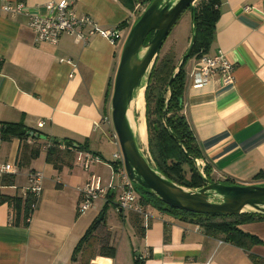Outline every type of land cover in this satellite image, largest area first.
<instances>
[{
	"label": "crops",
	"instance_id": "crops-1",
	"mask_svg": "<svg viewBox=\"0 0 264 264\" xmlns=\"http://www.w3.org/2000/svg\"><path fill=\"white\" fill-rule=\"evenodd\" d=\"M6 1H21L38 12L44 3L60 0ZM68 1L79 14L90 15L103 29H116L120 37L112 43L95 34L85 43L63 33L55 45L38 42L27 15L0 11V123L21 121L39 134V140L27 139L26 149L18 138L0 139V162L21 161L20 167L29 168L24 173L26 178L36 170L30 166L34 160L29 157L31 144L71 140L81 145L73 149L75 156L83 153L102 159L91 164L106 172L107 183L111 159L101 147L105 142L115 151L118 147L113 124L102 118L111 116L115 73L136 17L134 8L129 10L121 0ZM219 10L205 54L225 53L234 65V80L225 84L215 77L194 86L190 73L197 57L190 58L184 67L182 112L201 150L197 159L203 174L209 165L212 181L230 178L238 184L262 183L264 179L250 181L264 172V0H220ZM189 42L181 53L175 50L178 63ZM39 121L44 122L42 127ZM45 150L41 146L37 153L45 171L43 189L28 224H12V207L0 204V264H75L70 260L72 251L100 211L89 209L77 214L79 188L88 179L69 167L73 157L55 168L46 161ZM47 168H53L51 177L46 176ZM15 178L16 187L25 185L26 179L15 184ZM0 192L17 195L13 188H0ZM114 197L109 195L108 200L116 206ZM147 208L150 216L143 236L137 232L136 219L142 220L140 216L116 207L114 213L105 210L95 234L108 236L116 253L114 257L96 254L89 264H136V257H141V264L264 262V218L238 226L258 240L244 248L227 242L222 234H206L196 224L148 204Z\"/></svg>",
	"mask_w": 264,
	"mask_h": 264
},
{
	"label": "trees",
	"instance_id": "trees-1",
	"mask_svg": "<svg viewBox=\"0 0 264 264\" xmlns=\"http://www.w3.org/2000/svg\"><path fill=\"white\" fill-rule=\"evenodd\" d=\"M121 1L129 10H132L136 4L149 2L150 0ZM219 5L220 0H197L193 11L192 29L195 34V42L179 72L174 76L171 95L169 97L167 95L168 81L178 65L173 48L157 56L148 78L144 95L145 121L150 157L156 168L166 177L188 188L201 187L205 185V180L212 181L213 178L210 175L209 165H206L204 168V177L206 178L204 179L192 159V157L199 158L202 154L182 112V93L185 79L184 67L188 59L200 57L208 51L213 38L215 24L220 15ZM151 35L152 32L147 35L145 42L150 39ZM165 106L166 114L164 116L163 109ZM36 132V130L29 129L21 121L0 123V139L18 138L25 149L28 148L27 139L39 140V136H34ZM47 141L44 142L45 145L49 143L45 147V159L55 168H60L65 164L66 158L71 159L73 157V149H77V147L81 148V145H75L71 140L59 141L53 139ZM61 144L64 145L63 148L60 147ZM40 148V145H30L29 157L36 156ZM17 164L21 165V161H18ZM14 178V175L5 177L2 180V185H13ZM260 179H264L263 171L258 172L252 177V181ZM223 182L236 183L235 180L230 178L225 179ZM262 183L264 184V181ZM135 187L144 204H148L162 212L171 213L182 221L196 224L206 234L213 236L222 234L227 242L244 248H248L250 245L258 242L254 236L243 232L238 226L247 221L264 218V214L242 212L230 216H217L192 213L173 208L154 197L146 189L136 185ZM30 201L31 198H27L22 203V199L17 197L16 194L0 192V204L8 203L12 207V224L15 225L22 224L26 226L28 224ZM103 219L104 217L101 220L96 218L78 240L70 257L72 262L75 264H89L91 258L96 254L108 257L115 256L116 248L110 244L109 237L95 234L98 225L103 222ZM136 221L137 232L140 236H143L145 226L142 224V220L136 219ZM141 260V257H136L135 263L141 264Z\"/></svg>",
	"mask_w": 264,
	"mask_h": 264
},
{
	"label": "water",
	"instance_id": "water-1",
	"mask_svg": "<svg viewBox=\"0 0 264 264\" xmlns=\"http://www.w3.org/2000/svg\"><path fill=\"white\" fill-rule=\"evenodd\" d=\"M196 2L197 0H150L128 31L111 96V119L123 154L125 170L134 185L146 189L154 197L176 209L217 216L242 212L264 214L263 183L238 184L205 180V185L201 187L188 188L170 180L156 168L148 146L151 161L142 151L129 117L134 99L141 89L145 95L148 78L165 39L187 9L190 11L192 31ZM150 32L152 35L145 42ZM194 42L195 34L192 31L188 48L168 81V97L172 93L174 76L190 54ZM163 114L165 116L166 106ZM34 136L38 137L39 134L34 133ZM192 159L195 163L196 158ZM101 219L102 216L98 220Z\"/></svg>",
	"mask_w": 264,
	"mask_h": 264
},
{
	"label": "built area",
	"instance_id": "built-area-1",
	"mask_svg": "<svg viewBox=\"0 0 264 264\" xmlns=\"http://www.w3.org/2000/svg\"><path fill=\"white\" fill-rule=\"evenodd\" d=\"M41 8L42 11L35 12L37 8L31 10L21 1L11 4L6 0H0V11L12 15H27L28 26L38 42L55 45L63 33L71 34L76 41L85 43L95 34L108 38L112 43H115L120 37L116 29H103L90 15L79 14L73 9L72 3L68 0L48 1L41 5ZM233 66V63L226 57V54L221 51H217L212 55H201L196 58L193 70L190 73L192 83L194 86H201L207 80L218 77L223 83L230 84L234 80ZM102 121L112 123L111 116L103 117ZM43 125L44 122L39 121L38 126L42 127ZM113 138L118 148L113 153L112 160L108 162L112 168L111 178L106 184H103L102 179L97 176L89 179L84 186L80 187L76 212L78 215H82L90 209L96 199L108 200L109 195H114L116 196V209L118 211H130L140 216L146 227L150 212L148 211L147 204H144L141 200L135 185L127 176L123 154L114 129ZM60 147L63 148L64 145L61 144ZM77 160L85 168H88L92 162L101 161L102 159L97 156L79 153ZM195 165L203 174L201 162L197 158ZM17 172L18 165L16 162H0V188L16 189L17 197L22 199V203L25 199L31 198L29 203V219L42 193L43 173L42 171L31 170L27 174L25 185L21 187H16L14 184L10 186L2 185V180L5 177L15 176Z\"/></svg>",
	"mask_w": 264,
	"mask_h": 264
},
{
	"label": "rangeland",
	"instance_id": "rangeland-1",
	"mask_svg": "<svg viewBox=\"0 0 264 264\" xmlns=\"http://www.w3.org/2000/svg\"><path fill=\"white\" fill-rule=\"evenodd\" d=\"M147 4H148V2H141L140 4L138 3L134 6L133 12H134V15L136 18L140 15V13L143 11V9L145 8V6ZM190 37H191L190 13H189V10L187 9L182 13V15L179 18V20L177 21V23L171 29L170 33L168 34L167 38L165 39V41L161 47L159 55L166 53L171 48H173L174 52H175V50H177V53H179L180 51L183 50L185 43L187 44L189 42ZM188 60H187V62H188ZM167 95H168V91H167ZM34 144H37V142ZM34 144H31V145H34ZM39 145H41V144H39ZM41 146L43 148H45L46 145L43 142ZM101 148L104 149V151L106 152V154L108 156L107 158H110L112 160V155L115 152L113 145L105 142ZM38 154H37V156L33 157L34 160L30 164V166L31 167L33 166L38 171H44L43 168H41V166H40L41 162L43 160H41V158L38 156ZM77 158H78L77 156H75V155L73 156V158L70 161L71 165L69 167L78 169V171L81 174V176L83 177V179H85L87 177V179L89 180L91 178H95L98 176L102 179L103 184L106 183V181H107L106 178H108L109 176H107V174L104 170L95 169L93 164H91L90 169L85 168L82 164H77L78 163ZM18 167H19V170L16 174L15 184H20V182H25L26 178L24 176V173L26 174V172L29 170L27 165L21 166V167L18 165ZM185 168H187V167H185ZM47 169L50 171L46 173V176L51 177V174L53 173V168H47ZM87 171H89V172H87ZM111 171H112V168H111ZM56 173L57 172H55V174ZM111 174H112V172H111ZM54 176H56V175H54ZM110 178H111V175H110ZM250 182H253V181H250ZM10 191H12V190H9V192ZM115 200H116V198H115ZM115 200H114V202H115ZM90 209H92V210H94V209L98 210L99 209L100 210L98 212V214L96 213L97 215L95 218H98L100 215L103 214V212L105 210L107 211V213H110V211H113V213H114L115 206L113 204V201H110V200L107 201L106 199H96L93 202V205L90 207ZM115 215L118 216V214H115ZM127 219H130V216H127ZM90 246L92 247L91 244H90ZM91 247H89V248H91ZM89 248H88V250H89ZM93 249H96V248H93Z\"/></svg>",
	"mask_w": 264,
	"mask_h": 264
},
{
	"label": "bare ground",
	"instance_id": "bare-ground-1",
	"mask_svg": "<svg viewBox=\"0 0 264 264\" xmlns=\"http://www.w3.org/2000/svg\"><path fill=\"white\" fill-rule=\"evenodd\" d=\"M144 111H145V100H144L143 90L141 89L139 95L134 99L132 105V111L129 117L132 126L136 132L139 145L142 148V151L147 155V158L150 160L147 151L148 139H147Z\"/></svg>",
	"mask_w": 264,
	"mask_h": 264
}]
</instances>
